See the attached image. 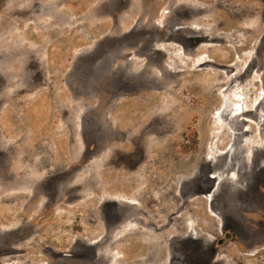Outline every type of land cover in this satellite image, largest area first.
Segmentation results:
<instances>
[{
  "label": "rangeland",
  "instance_id": "obj_1",
  "mask_svg": "<svg viewBox=\"0 0 264 264\" xmlns=\"http://www.w3.org/2000/svg\"><path fill=\"white\" fill-rule=\"evenodd\" d=\"M102 1L0 0V155L29 119L35 126L28 129L30 151L40 142L46 160L40 202H48L52 190L61 192L32 236L10 245L6 234L19 222L25 199L11 195L0 160V264H264V244L243 252L247 246L231 241L264 238V0H125L121 62L136 81L127 80L125 96L115 101L73 98L64 82L68 68L112 27L111 19L88 16L91 3L95 8ZM182 3L186 20L171 21L172 6L178 15ZM195 40L200 43L192 47ZM201 59L207 63L193 66ZM249 63L239 92L263 109L243 124L240 140L228 128L230 114L218 116L226 89L236 85L228 78ZM169 67L187 72L174 76ZM224 67L231 74L215 82ZM137 87L150 89L129 94ZM231 108L241 107L234 102ZM92 110H104L112 128L104 147L87 156L94 151ZM142 156L146 161L130 171ZM68 164L82 168L57 186L54 173ZM70 185L82 189L74 203L68 202ZM234 194L253 211L241 218L225 212ZM114 201L133 209L108 230L104 206ZM219 238L229 241L209 262L206 249ZM194 240L200 245L188 242Z\"/></svg>",
  "mask_w": 264,
  "mask_h": 264
},
{
  "label": "flooded vegetation",
  "instance_id": "obj_2",
  "mask_svg": "<svg viewBox=\"0 0 264 264\" xmlns=\"http://www.w3.org/2000/svg\"><path fill=\"white\" fill-rule=\"evenodd\" d=\"M173 0H170L172 5ZM94 4L91 3V8L88 12V16L92 20L94 18L99 19H111L112 27L110 29L104 30L103 34L99 36L96 44L91 45V50L87 53L86 56L81 58L80 62H73L68 68V73H66L64 82L70 86L71 95L73 98L83 97L85 99L91 100L96 99L99 102L106 101H115L125 96V82H134L136 77L131 73L132 71L129 68L124 67V62H121L123 59V52L125 49V37L123 36L122 30H120V15L126 9L125 0H103L95 8ZM178 15L175 13L174 6H172L170 11V20L173 21L176 19L186 20V12L184 11L183 4L180 5ZM60 11V7H58ZM65 15L59 12V16ZM173 30H170L169 33H172ZM172 37V36H171ZM199 41L195 40L191 43L192 47L198 46ZM161 49V48H160ZM188 67L185 64V67ZM184 67V68H185ZM173 68V67H172ZM170 73L172 75H177V73L183 75L187 71L184 69L181 70H172L169 67ZM181 71H185L181 72ZM132 77V78H129ZM42 81V79H40ZM78 81L80 82V90L83 92L78 94L77 87ZM150 88L137 87L132 89L133 93L137 94L140 91H146ZM104 110L100 112H93L91 125L88 127V130L91 131L90 139V148H93L94 151L88 152L87 156H92L96 150L103 148L109 139L108 134L111 132V126L107 124L105 117L103 116ZM26 125L17 126L16 130L22 134L18 136L17 141H13L6 146L5 157L0 155V160H4L6 163V178L7 186L10 189V193L15 197H23L25 199L21 213L18 214L16 219L19 221L16 225L8 230L6 234L9 240L10 245L14 246L20 244L26 239L32 236L33 230L40 227L42 221L51 213L50 210L53 204H55L60 198V191L52 190L53 193H50L49 201L45 203L40 202V199L46 195V168H45V153L44 147L40 142L34 143L33 151H30L29 148V130H30V120L27 119L25 122ZM29 129V130H28ZM31 129H35V126H32ZM113 132V131H112ZM38 154L39 157L35 158V154ZM91 158L88 157L85 161H89ZM146 158L143 156L136 159L135 164L130 169V171L135 170L141 164L144 163ZM114 162V159H111ZM118 160V159H117ZM110 160H106L107 166ZM115 163H111V165ZM43 166V167H42ZM81 166L68 164L67 166H59L53 176V183H57L59 186L60 182H71L76 177ZM90 177V176H89ZM56 181V182H55ZM69 189V203H74L77 200V194L82 189L76 186L70 185ZM64 193V192H63ZM241 195H229L227 206H223L225 212L235 215V217L243 216L246 213H251L253 209L251 206L247 205V202L242 201ZM107 213L105 215V224L107 229L115 228L119 226L124 220L127 213L132 211L133 208H125L120 204H117V201L107 202L104 206ZM49 212V214H48ZM247 215V214H246ZM13 218V217H12ZM241 218V217H240ZM249 218H246L248 221ZM251 220V219H250ZM246 225L249 223L245 222ZM252 223V222H251ZM226 241H229L226 238L216 239L211 243L210 247L206 249L207 257L209 262H212L219 250V246L224 244ZM232 243L235 245L241 244L247 247L242 248L241 250L247 252L251 250V246L255 244H264V238H235L231 239ZM193 245H200L199 241H188ZM261 242V243H260ZM200 251V248H197ZM204 250V249H203Z\"/></svg>",
  "mask_w": 264,
  "mask_h": 264
},
{
  "label": "bare ground",
  "instance_id": "obj_3",
  "mask_svg": "<svg viewBox=\"0 0 264 264\" xmlns=\"http://www.w3.org/2000/svg\"><path fill=\"white\" fill-rule=\"evenodd\" d=\"M188 3V2H187ZM183 4V3H182ZM190 5V4H189ZM184 6V5H183ZM185 6H186V4H185ZM194 6V5H193ZM185 8V7H184ZM190 8V7H189ZM191 8H193V7H191ZM201 9V8H200ZM199 9V10H200ZM188 10H190V9H188ZM196 13H198V12H196ZM240 13V12H239ZM198 15V14H197ZM239 15V14H238ZM190 16V15H189ZM196 17V16H195ZM191 18V17H190ZM234 18H235V16H234ZM193 20V19H192ZM199 20L201 21V22H203V20L202 19H200L199 18ZM190 21V20H189ZM197 21V20H196ZM195 21V22H196ZM190 24H191V22H189ZM199 24V22H197V25ZM196 25V24H195ZM186 28H188V27H186ZM185 28V29H186ZM191 28V27H190ZM194 28V27H193ZM200 30H202V29H200ZM184 31V30H183ZM186 31V30H185ZM205 31V30H204ZM215 33V32H214ZM206 34V33H205ZM209 35H213V33H211V34H209ZM209 35H207V36H209ZM202 36V35H201ZM211 36H209L208 37V40H210L209 38L211 37ZM214 36V35H213ZM217 36V35H216ZM231 36H233V35H231ZM215 39H218V38H215ZM221 39V38H220ZM207 40V39H206ZM228 40V39H227ZM210 41H214V40H210ZM220 42V41H219ZM230 42H231V40H230ZM222 42H220V44H221ZM232 43V42H231ZM242 43V42H241ZM211 44V43H210ZM227 44V43H226ZM225 45V44H224ZM237 46V45H236ZM229 47L230 48H232V51H235V53H237V50H235V48H233L232 46H230L229 45ZM243 45L242 46H239V48L242 50L243 49ZM164 49V48H163ZM163 49H158V50H160V51H163ZM219 50H221V49H219ZM241 50H238V51H241ZM209 51V50H208ZM199 53V52H198ZM233 53V52H232ZM191 55H193V54H191ZM229 56V55H228ZM230 57V56H229ZM222 60H224V59H222ZM229 60V59H228ZM263 60V59H262ZM253 61V60H252ZM207 63V60H203L202 61V59H201V61H196V63H195V65H193V66H200V65H202V64H206ZM252 63V62H251ZM251 63H249V65L244 69V70H241L237 75L235 74L233 77H229L228 79H230V80H228V81H230L232 84H236V85H230V88H228V89H226V90H228L227 92L229 93V95H228V97L226 96L224 99H223V106H222V108H221V112L219 113V116H218V118L219 117H221V115L222 114H224V113H229L230 115H229V120H228V122L227 123H229L228 125V128L229 129H231L232 130V132L233 133H235V131H236V133L237 134H235L236 135V137L238 138V139H240V135H242L243 134V129H241L242 127H243V124L244 123H250V124H252L253 123V119H255V117H258V115H262V114H260L261 112H259V110L262 108L263 109V106H262V102H258V103H255V104H252V105H248L247 104V100H245V98H243V95H244V92H239V89H240V91L242 90V88H243V86L246 84V82H248V81H244V78H245V76H247L248 74H249V72L252 70V65H251ZM254 63V62H253ZM187 65H189L188 63H187ZM259 66V65H258ZM233 67V66H232ZM259 67H262L261 65L259 66ZM224 69H225V72H224V76L222 75V72H217V74H216V78H215V82L217 81V79L218 78H225V75H227V77L229 76V74H231V71L233 70H229V67L228 68H226V67H224ZM259 70V69H258ZM261 72V71H260ZM222 75V76H221ZM261 76V75H260ZM248 77V76H247ZM246 77V78H247ZM205 78H207V74H205ZM260 78V82H261V85H263L264 86V72H263V74H262V76L261 77H259ZM249 79V78H248ZM208 80V79H207ZM209 81V80H208ZM207 81V82H208ZM206 82V81H205ZM206 82V83H207ZM236 82H238V84L236 83ZM224 83V82H223ZM221 84V83H220ZM225 84V83H224ZM253 84V83H252ZM207 85V84H206ZM205 84L203 85L204 86V88L207 90V88H208V86H206ZM229 85V84H228ZM237 87V89H238V91H237V93L238 94H236V90H232V89H234V88H236ZM242 87V88H241ZM213 88H215V87H213ZM248 88V87H247ZM252 88H253V86H252ZM235 91V92H234ZM249 91V90H248ZM253 91H254V89H253ZM253 91H251V92H253ZM234 92V93H233ZM255 92V91H254ZM219 93H221V92H219ZM223 93V92H222ZM256 94V93H255ZM223 96V95H222ZM248 99V98H247ZM251 101V100H250ZM263 101V100H262ZM237 103V104H240V110H239V112H236V113H233V111H234V109L233 108H231V106H233V103ZM255 102V101H254ZM166 103V102H165ZM249 103V102H248ZM235 105V104H234ZM212 115H213V113H212ZM259 119V118H258ZM262 119V118H261ZM255 121V120H254ZM264 121V120H263ZM264 123V122H263ZM236 124L237 125H239V126H236ZM227 125V124H226ZM256 125V124H255ZM246 126V125H245ZM233 129H235V131H233ZM245 131V130H244ZM248 131V130H247ZM246 131V132H247ZM249 132V131H248ZM232 134V133H231ZM241 140V139H240ZM240 140H239V142H240ZM245 141V140H244ZM249 141V140H248ZM235 142V141H234ZM252 143V142H251ZM232 144V143H231ZM245 144V143H244ZM253 145V144H252ZM251 145V146H252ZM255 145V144H254ZM239 146H240V143H239ZM264 146V145H263ZM233 147H235V146H233ZM238 147V146H237ZM237 147H235V148H237ZM232 148V147H231ZM246 148H248L247 146L245 147V149ZM249 148H250V145H249ZM243 149V148H242ZM231 150V149H230ZM247 150V149H246ZM260 150V149H259ZM258 150V151H259ZM236 151V150H235ZM255 151V150H254ZM234 154V153H233ZM239 153H237V155H238ZM236 155V156H237ZM248 155V154H247ZM235 156V155H234ZM261 157H263L262 155H261ZM235 158V157H234ZM238 158V157H237ZM220 159H221V157H220ZM231 161H232V158L230 159ZM221 161V160H220ZM219 161V162H220ZM253 161V160H252ZM218 162V163H219ZM222 162V161H221ZM238 163V162H237ZM255 163V162H254ZM258 163V162H257ZM217 164V163H216ZM232 164V163H231ZM245 164V163H244ZM225 165V164H224ZM228 167H230V166H228ZM252 168V167H251ZM251 170V169H250ZM243 181V180H242ZM230 183V182H229ZM234 186V185H233ZM240 187V186H239ZM235 188V187H234Z\"/></svg>",
  "mask_w": 264,
  "mask_h": 264
}]
</instances>
